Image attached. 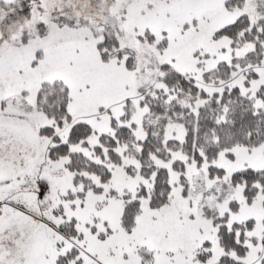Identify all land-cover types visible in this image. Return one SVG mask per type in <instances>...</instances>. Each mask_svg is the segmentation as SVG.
<instances>
[{
	"label": "snow or ice",
	"instance_id": "1",
	"mask_svg": "<svg viewBox=\"0 0 264 264\" xmlns=\"http://www.w3.org/2000/svg\"><path fill=\"white\" fill-rule=\"evenodd\" d=\"M0 264H264V0H0Z\"/></svg>",
	"mask_w": 264,
	"mask_h": 264
}]
</instances>
